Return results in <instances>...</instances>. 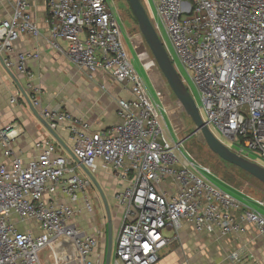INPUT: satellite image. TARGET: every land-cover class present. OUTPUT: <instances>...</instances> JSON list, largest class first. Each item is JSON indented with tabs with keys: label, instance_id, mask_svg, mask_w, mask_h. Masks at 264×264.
<instances>
[{
	"label": "built area",
	"instance_id": "built-area-1",
	"mask_svg": "<svg viewBox=\"0 0 264 264\" xmlns=\"http://www.w3.org/2000/svg\"><path fill=\"white\" fill-rule=\"evenodd\" d=\"M0 1L12 9L0 21L4 67L23 78L32 106L52 130L66 128L73 155L95 176L122 186L111 196L122 218L110 264L157 263L164 233L182 223L227 236L243 232L245 222L264 237V216L213 184L210 171L169 135L165 111L146 95L131 64L110 0H45L51 48L90 77L101 72L128 87L131 98L116 101L119 123L96 132L69 111L41 106L27 71L39 53L11 58L21 36L40 34L30 0ZM152 1L154 27L159 32L162 25L195 85L204 125L217 140L228 139L234 148L219 141L229 150L264 168L249 157L264 163V0ZM23 132L16 123L0 127V264H104L103 231L89 235L77 223L95 212L90 181L51 135L35 141V154L24 159L12 146Z\"/></svg>",
	"mask_w": 264,
	"mask_h": 264
},
{
	"label": "crops",
	"instance_id": "crops-1",
	"mask_svg": "<svg viewBox=\"0 0 264 264\" xmlns=\"http://www.w3.org/2000/svg\"><path fill=\"white\" fill-rule=\"evenodd\" d=\"M11 13L10 5L0 1V21L10 17ZM30 13L40 34L36 38L21 36L14 43L11 58L20 52L39 53V60L27 63V71L32 76L33 86L39 91L41 106L69 111L75 118L88 122L93 132L118 124L116 101L131 98L128 87L115 83L110 76L101 72L90 77L77 69L59 50L51 48L44 24L45 0H30ZM61 45L65 47V44ZM10 72L23 88V78H19L15 71ZM11 97L17 99V104L9 103ZM12 123L20 125L24 131L13 141L14 150L26 160L32 158L35 154L33 143L50 134L32 115L18 86L0 61V127ZM56 133L70 149L71 140L66 128L61 127ZM101 178L102 182L105 180L111 185L108 190L112 193L122 187L104 176ZM243 205L248 207L245 201ZM94 221L88 223L89 228L82 224L81 218L77 223L84 231L94 234L98 230ZM242 225L243 232L222 236L218 233H198L191 225L182 223L177 231L167 230L164 233L167 244L159 251L155 264H264V237L252 225L245 222ZM232 254H236V259L231 258Z\"/></svg>",
	"mask_w": 264,
	"mask_h": 264
},
{
	"label": "rangeland",
	"instance_id": "rangeland-1",
	"mask_svg": "<svg viewBox=\"0 0 264 264\" xmlns=\"http://www.w3.org/2000/svg\"><path fill=\"white\" fill-rule=\"evenodd\" d=\"M140 1L154 25V14L152 13H154L155 8L153 1ZM110 2L114 7L119 19L122 36L130 57L131 64L143 83L146 95L150 100H152L154 104L160 106V111L161 109L165 111V113L162 111V116L171 138L174 141L182 142L181 150L185 152L186 155L200 167L210 171L211 175H209V177L213 184H215L225 193L232 196L241 204H244L245 201L250 209L264 216L263 184L238 168L219 159L208 149L200 134H195L186 139V137L189 136V134H191L194 130V125L191 119L183 111L181 105L176 100V97L170 90L163 75L159 71L153 56L138 29L137 22L131 10L129 9L125 0H110ZM157 33L159 34L161 41L167 50L171 53V55H173L174 64L177 68L180 78L185 82V85L192 95L197 107L200 108L201 101L198 91L181 63L174 56L168 35L160 23L159 32L157 31ZM18 102L21 103V101ZM218 138L226 146L234 148L233 144L228 139L220 135ZM249 157L264 166V163L259 160L258 155L251 154ZM96 177L100 182H102V178L100 176L96 175ZM104 181L102 182V187L106 193L107 200L111 208L113 257L116 249L117 230L122 218V210H118V208L113 206L114 202L111 199L112 192L108 190L111 185L107 181ZM116 187L119 188V186ZM243 195H245L247 199ZM88 197L90 202L95 205V212L92 214L83 213L81 215L82 224L89 228L90 226L88 223L92 220V224L94 219V223L96 222L97 228L103 231L102 237L104 238L106 237L107 231L106 219L99 195L96 190L91 188ZM256 202L262 203L263 206L258 205ZM87 234L90 235L91 233L87 232ZM101 247L102 244H100V249ZM42 258L43 260H46V257Z\"/></svg>",
	"mask_w": 264,
	"mask_h": 264
},
{
	"label": "water",
	"instance_id": "water-1",
	"mask_svg": "<svg viewBox=\"0 0 264 264\" xmlns=\"http://www.w3.org/2000/svg\"><path fill=\"white\" fill-rule=\"evenodd\" d=\"M129 9L131 10L136 22L138 29L150 50L153 59L163 75L166 83L168 84L170 90L176 97V100L181 105L183 111L186 115L191 119L194 130L192 131L186 139L190 138L195 134H200L204 143L208 147V149L215 154L222 161L238 168L244 173L252 176L261 184L264 185V168L254 162L248 161L234 152L229 150L226 146H224L219 140H217L213 134L208 130V128L202 122L198 107L185 87L184 83L180 79L177 74L168 53L160 40L157 31L149 18L144 6L142 5L140 0H125ZM0 61L2 62V58L0 56ZM8 73L12 77L15 84L18 86V89L25 99L32 115L37 119V121L44 127V129L54 138V140L58 143V145L63 148L66 153L73 159V161L78 165L83 174L90 181V184L96 190L99 195L100 201L102 203V207L104 210V216L106 219V250H105V258L104 264H110L112 257V225H111V208L107 200L106 193L100 184V181L97 177L92 174L72 153V151L65 145V143L58 136L56 131L52 130L47 122L40 116L38 111L32 106V103L29 99V96L26 94L24 89L20 86L16 77L13 73L8 70ZM185 140V139H184Z\"/></svg>",
	"mask_w": 264,
	"mask_h": 264
},
{
	"label": "trees",
	"instance_id": "trees-1",
	"mask_svg": "<svg viewBox=\"0 0 264 264\" xmlns=\"http://www.w3.org/2000/svg\"><path fill=\"white\" fill-rule=\"evenodd\" d=\"M100 184H101V183H100ZM91 188L94 189L92 185H91ZM94 190H95V189H94ZM105 248H106V244H105Z\"/></svg>",
	"mask_w": 264,
	"mask_h": 264
}]
</instances>
